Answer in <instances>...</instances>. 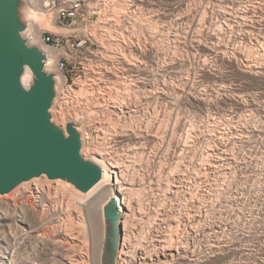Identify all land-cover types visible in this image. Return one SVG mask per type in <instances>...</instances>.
<instances>
[{"label": "rangeland", "instance_id": "374dc122", "mask_svg": "<svg viewBox=\"0 0 264 264\" xmlns=\"http://www.w3.org/2000/svg\"><path fill=\"white\" fill-rule=\"evenodd\" d=\"M123 1H114L116 12L108 0L105 12V56L110 55L105 64L118 77H106L94 93L86 82L80 84L74 103L66 97L57 103L55 123L65 130L66 116L91 118L85 157L105 155L108 164H119L134 228L161 225L167 215L179 220L188 201L191 223L221 246L210 264H264V1L137 0L131 19L120 21L121 4L135 0ZM107 50L120 51L127 62ZM247 63L258 69L250 71ZM246 101L243 107L240 102ZM184 124L187 129L180 130ZM172 181H183L184 192L170 193ZM194 181L205 182L201 191L192 190ZM61 184L58 191L54 181L42 177L0 195V255L12 254L21 264H71L73 258L103 264L107 219L104 229L100 207L118 189L106 188L92 200V213L83 215L86 231L72 220L74 239L59 231L67 224L60 207L46 215L41 201L34 207L25 199L37 185L66 202L79 201Z\"/></svg>", "mask_w": 264, "mask_h": 264}, {"label": "water", "instance_id": "95a60500", "mask_svg": "<svg viewBox=\"0 0 264 264\" xmlns=\"http://www.w3.org/2000/svg\"><path fill=\"white\" fill-rule=\"evenodd\" d=\"M36 15L31 0H0V195L42 177L87 194L104 179L103 167L83 154L81 131L91 118L66 116L65 130L55 123L59 74L50 69V54L33 43ZM104 214L103 264H115L122 237L116 198L106 204Z\"/></svg>", "mask_w": 264, "mask_h": 264}, {"label": "built area", "instance_id": "2783aa9c", "mask_svg": "<svg viewBox=\"0 0 264 264\" xmlns=\"http://www.w3.org/2000/svg\"><path fill=\"white\" fill-rule=\"evenodd\" d=\"M114 1L112 0V8L117 12L118 9ZM136 1H131L130 5L121 4L124 14L120 17V21L131 19L129 11L132 6L138 4V2L133 3ZM123 2L125 1L122 0ZM108 4V0H41L40 6L49 16L50 23L55 29L63 31L54 32L46 28L41 34L43 46L56 53L54 70L64 78L55 107L59 100H63L65 97L68 104L74 103L76 95L74 91L77 88L80 89L82 83L86 82L87 90L90 92L99 87L98 85L106 77L109 78L111 75L118 77L115 72L109 71V66L105 64L108 61L107 57H110L109 54L105 56V28L109 23L105 21V12L108 9ZM259 5V3L254 4L253 7H259ZM110 52L114 59H122L121 61L127 62V59L122 58L123 55L118 51L111 50ZM133 65L128 62V69L132 70ZM246 68L250 71L258 69L256 65H248V63ZM240 104L243 107H248L247 101L246 103L240 102ZM81 132L84 141L87 136L85 128ZM100 159L105 161V156H100ZM121 197L124 199V195ZM118 205L120 209L119 201ZM187 206L189 207L188 201L186 210L183 207L180 212L179 220L167 215L168 222L161 225L149 223L134 228L133 223L128 241L125 239L124 231L126 220L121 212L122 237L116 253L115 264L212 263L220 255L221 246L216 239H210L206 229L202 232L195 228V225L190 221V211L187 210Z\"/></svg>", "mask_w": 264, "mask_h": 264}, {"label": "bare ground", "instance_id": "6f19581e", "mask_svg": "<svg viewBox=\"0 0 264 264\" xmlns=\"http://www.w3.org/2000/svg\"><path fill=\"white\" fill-rule=\"evenodd\" d=\"M264 1V0H263ZM134 4H136L137 3V1L136 2H133ZM31 4H32V6L34 7V9L36 10V14H40V16L39 17H35L36 18V25H35V27H34V29H33V27H32V29L30 30V33L33 35V43H35V44H38V45H40L46 52H48L49 54H50V56L52 57V59H55L56 58V53H55V51H52V50H50L49 48H47V47H45V46H43V44L41 43V34H42V31L44 30V29H46V27L45 26H47V27H49L48 29H51V30H53V29H55V27L50 23V19H49V16L46 14V12L41 8V6H40V0H31ZM234 6V5H233ZM209 7V6H208ZM253 9V8H252ZM205 10V9H204ZM262 10V9H261ZM214 11V10H213ZM247 11V10H246ZM248 12V11H247ZM252 12H253V10H252ZM205 13V12H204ZM208 14V13H207ZM240 14V13H239ZM206 15V14H205ZM246 15V14H245ZM256 16V15H255ZM191 17V16H190ZM206 17V16H205ZM259 17V16H258ZM40 18V19H39ZM195 18V17H194ZM245 18V17H244ZM264 17H263V15H262V18L261 19H263ZM255 19V18H254ZM237 20V19H236ZM258 21H261V20H258ZM35 23V22H34ZM259 23V22H258ZM227 24V23H226ZM237 25V24H236ZM251 25V24H250ZM229 26V25H228ZM155 27V26H154ZM221 27V26H220ZM261 27H263V29H264V20H262L261 22H260V28ZM254 28H255V26H254ZM246 29V28H245ZM253 29V28H252ZM257 29V28H256ZM243 30V29H242ZM247 30H248V28H247ZM251 30V29H250ZM254 30V29H253ZM240 31V30H239ZM164 32V31H163ZM242 32V31H241ZM248 32V31H247ZM259 32V31H258ZM243 33H245V32H243ZM251 33V32H250ZM264 33V32H263ZM30 34V35H31ZM237 34V33H236ZM249 34V33H248ZM157 35V34H156ZM251 35V34H250ZM246 36V35H245ZM248 36V35H247ZM255 36V35H254ZM251 37V36H250ZM241 38V37H240ZM247 38V37H246ZM254 38V37H253ZM246 40H248V39H242V42L243 43H246ZM217 41V40H216ZM238 41H240V40H237L236 42H238ZM249 41V40H248ZM248 41H247V43H248ZM250 41H251V39H250ZM236 42H235V44H236ZM261 42V41H260ZM232 43V42H231ZM240 43V42H239ZM242 43V44H243ZM246 43V44H247ZM251 43H252V41H251ZM234 44V43H233ZM241 44V45H242ZM239 45V44H238ZM245 45V44H244ZM153 47V46H152ZM178 47V46H177ZM177 49V48H176ZM211 49V48H210ZM209 50V49H208ZM207 51V50H206ZM237 51V50H236ZM120 52V51H119ZM241 52V51H240ZM244 53H246V52H244ZM154 54V53H153ZM211 54V53H210ZM216 54V53H215ZM249 54V53H248ZM126 55V54H125ZM208 55H209V52H208ZM207 55V56H208ZM211 56V55H210ZM214 56V55H213ZM216 57H219V56H216ZM218 59V58H217ZM153 60V59H152ZM214 60H216L215 59V56H214ZM219 60V59H218ZM221 61H223V59L221 58L220 59ZM225 60V59H224ZM167 62V61H166ZM231 62V61H230ZM202 63V62H201ZM232 64V63H231ZM206 67V66H205ZM164 68V67H163ZM51 70H54V67L52 66L51 68H50ZM55 72H57L56 70H54ZM58 74H59V78H58V88H61L62 87V85H63V82H64V78L61 76V74L59 73V72H57ZM121 74V73H120ZM27 79H28V77L26 76L25 77V79H24V81L25 82H27ZM202 79V78H201ZM200 80V79H199ZM122 81V80H121ZM200 86V85H199ZM86 88V87H85ZM85 88H83L84 90H85ZM87 89V88H86ZM147 89V88H146ZM84 90H83V92H84ZM204 90V89H203ZM88 91V90H87ZM164 91V90H163ZM93 92V91H92ZM79 93H81V92H79ZM85 93V92H84ZM84 93H82V94H84ZM91 93V92H90ZM90 93H89V95H90ZM94 93V92H93ZM165 93V92H164ZM168 93V92H167ZM77 94V93H76ZM88 94V93H87ZM102 94V93H101ZM183 94V93H182ZM93 95V94H92ZM151 95V94H150ZM181 95V94H180ZM76 96V95H75ZM79 95H77V97H78ZM83 96H85V94L83 95ZM83 96H81V97H83ZM95 96V95H94ZM152 96V95H151ZM93 97V96H92ZM85 98V97H84ZM87 98V97H86ZM98 98V97H97ZM75 99V98H74ZM81 100V99H80ZM79 100V101H80ZM90 100V99H89ZM88 100V101H89ZM105 100V99H104ZM61 101V100H60ZM87 101V100H86ZM126 102V101H125ZM137 102V101H136ZM59 103V102H58ZM105 103V102H104ZM152 103V102H151ZM162 103V102H161ZM127 104V103H126ZM59 105V104H58ZM105 105V104H104ZM160 106V105H159ZM106 107V106H105ZM57 108H59V107H57ZM177 108V107H176ZM162 109V108H161ZM168 109V108H167ZM58 111V110H57ZM57 111L55 110L54 111V114H56L57 115ZM173 111V110H172ZM179 112V111H178ZM102 114H104V113H102ZM137 114V113H136ZM158 114V113H157ZM151 115V114H150ZM160 115V114H159ZM145 116V115H144ZM73 117V116H72ZM140 118V117H139ZM166 119V118H165ZM179 119V118H178ZM108 120H110V119H108ZM107 120V121H108ZM153 120H155V119H153ZM164 120V119H163ZM56 121H58L59 122V118H58V116H57V118H56ZM111 121V120H110ZM109 121V122H110ZM176 121V120H175ZM100 122V121H99ZM109 122H107V123H109ZM117 122V121H116ZM178 122H181V119H180V121H178ZM177 122V123H178ZM95 123H97V122H95ZM102 123V122H101ZM113 123V122H112ZM117 124V123H116ZM165 124V123H164ZM178 124H181V123H178ZM182 124H183V122H182ZM131 125V124H130ZM158 125H160V124H158ZM89 126V125H88ZM91 126V125H90ZM114 126V125H113ZM178 126V125H177ZM64 127V126H63ZM176 127V126H175ZM181 127V129L180 130H183L184 129V127H185V124L184 125H181L180 126ZM179 127V128H180ZM134 128V127H133ZM138 128V127H137ZM142 128V127H141ZM146 128H148V127H146ZM166 128H167V126H166ZM186 128V127H185ZM151 129V128H150ZM161 129H163V128H161ZM187 129V128H186ZM134 130V129H133ZM147 130H149V129H147ZM146 132V131H145ZM157 132H159V130L157 131ZM156 132V133H157ZM167 132V131H166ZM132 134V133H131ZM145 134V133H144ZM148 134H150V133H148ZM147 134V135H148ZM180 134V133H179ZM146 135V136H147ZM153 135V134H152ZM140 136H142V134L140 135ZM139 136V137H140ZM146 136H143V138H145ZM151 136V135H150ZM161 136V135H160ZM184 136V135H183ZM159 137V136H158ZM137 138V137H136ZM172 138V137H171ZM170 138V139H171ZM86 139V138H85ZM158 141V140H157ZM179 141V140H178ZM171 142H173V141H171ZM147 146V145H146ZM169 146V145H168ZM185 146V145H184ZM85 149V148H84ZM86 150V149H85ZM89 150V149H88ZM101 152H102V150H101ZM140 152V151H139ZM83 154L84 155H86V151H84L83 150ZM103 154V153H102ZM179 154V153H178ZM105 155H103V157H104ZM144 158V157H143ZM94 160L95 161H97L103 168H104V179H103V181L97 186V187H95L92 191H90L89 193H87V194H82V193H80L79 191H77L74 187H69V190H70V192H69V194H70V196L71 195H73L72 193H76L78 196H80V197H77V199H79V201H75V202H71V201H64V200H61L60 199V197L58 196V194L57 193H55V194H52V192L51 191H44L43 189H41L42 188V186H40L41 188H38L37 187V185H38V183H36L37 185H36V187L32 190V191H30L29 192V194L25 197V199H26V201H27V203H29V204H31V205H33L34 207H37V206H39V201H41L42 203H40L41 204V206L40 207H42L43 208V212H42V214H46V213H49V212H51V211H53V210H57L56 208H57V206L58 207H60L59 209L62 211V213H64V215H65V217H64V219L67 221V224L65 225V229H63V227H64V225H63V227H62V225L60 226V230L59 231H61V228H62V233L64 232V234L65 235H70V237H72V238H74V239H77V237L78 236H75V234L72 232L73 230H71L72 228H70V227H72L73 226V221L72 220H74V221H76L75 219H77V224L76 225H78L83 231H86L85 230V223L87 222H84V219H83V215L85 216V214L88 212V213H92V209L94 208L93 207V203H91L92 202V200H94V198L100 193V192H102L104 189H109V190H111V189H118V191L116 192V194H113L106 202L108 203V202H110V200L112 199V198H116L119 202H120V211L121 212H123V214H124V218H125V224H124V231H125V233H126V237H125V239H126V241H128V239L130 238V233H131V225L133 224V219H132V213H131V204H132V200H130L129 201V199H127L128 197H124V199L120 196V195H123V189H122V187H124L123 186V184H124V182H123V180H124V178H123V172L121 171V169H119V164L117 165V163L116 164H108V162L105 160V161H103V160H101V159H99V158H96V157H94ZM182 160V159H181ZM122 163V162H121ZM179 164V163H178ZM176 169V168H175ZM179 169V168H178ZM119 170V171H118ZM159 176V175H158ZM198 178V177H197ZM200 178V177H199ZM171 179V178H170ZM184 179V178H183ZM194 180V179H193ZM201 180V179H200ZM199 180V181H200ZM187 181V180H186ZM196 181V180H195ZM194 181V182H195ZM55 183H56V185H57V190L58 191H60V187H61V185H62V187H65V184H61V181L60 180H57V181H54ZM193 182V181H192ZM61 185H60V184ZM172 185H171V183H170V186H169V188L171 187L172 188V192L170 191V193H172V194H178L180 191H182V192H184V188H185V183L183 182V181H172ZM196 183V182H195ZM184 184V185H183ZM43 185V184H42ZM190 185H191V183H190ZM204 185H205V182H201V183H199L198 185H197V183H196V186H191V187H193V191H195L196 189H197V191L199 192V191H201L202 189H203V187H204ZM23 188V187H22ZM119 188H121V189H119ZM186 188H187V186H186ZM189 188V187H188ZM187 188V189H188ZM167 189V188H166ZM186 189V190H187ZM190 189V188H189ZM127 190V189H126ZM187 191V192H189L190 194H193V191ZM205 190V189H204ZM57 191V192H58ZM107 191V190H106ZM186 192V193H187ZM59 193V192H58ZM112 193V192H111ZM131 193V192H130ZM195 193V192H194ZM196 194H198L197 192H196ZM195 195V194H194ZM4 196H6V195H4ZM126 196V195H125ZM84 199H86V200H84ZM124 200V201H123ZM89 202V203H88ZM105 202V203H106ZM124 202V203H123ZM106 203V204H107ZM106 204H103L101 207H100V217H101V220H102V225H103V227H104V229H105V225H106V221H105V214H104V208H105V206H106ZM123 204H125V205H123ZM134 209V208H133ZM75 213V214H74ZM47 215V214H46ZM87 217V215L84 217V218H86ZM89 217H92V215H89ZM88 218V217H87ZM91 219V218H90ZM90 219H88V221L90 220ZM86 220V219H85ZM91 221V220H90ZM89 221V222H90ZM60 222V221H59ZM62 224V223H61ZM92 224V223H91ZM69 225V226H68ZM88 225V224H87ZM90 225V224H89ZM69 228V229H68ZM87 229V228H86ZM53 230V229H52ZM55 230V229H54ZM75 230H77V229H75ZM78 231V230H77ZM79 232V231H78ZM56 230L54 231V234H55V236H56ZM61 233V232H60ZM80 233V232H79ZM86 233V232H85ZM65 239V238H64ZM79 240V239H78ZM60 241V240H59ZM86 241V240H85ZM68 242V241H67ZM66 242V243H67ZM71 242V241H70ZM70 242H68V243H70ZM76 244V243H75ZM74 244V245H75ZM83 244V243H82ZM87 244V243H86ZM84 245H85V243H84ZM78 245H75L74 246V249L77 247ZM81 246V245H80ZM87 246V245H86ZM72 247V246H71ZM71 247L69 246V248L71 249ZM68 248V249H69ZM67 249V248H66ZM77 249H79L78 247H77ZM80 249H82V248H80ZM76 251V253H78L79 252V250L77 251V250H75ZM80 251H83V250H80ZM73 252V251H72ZM0 253H2L1 251H0ZM75 253V252H74ZM85 253V252H84ZM78 254H80V253H78ZM77 254V255H78ZM9 256H7V254L6 255H0V262H1V264H21L18 260H16V259H14V255H12V254H8ZM73 255V254H72ZM75 255V254H74ZM73 255V256H74ZM71 258H73V257H71ZM70 259V258H69ZM73 259H75V258H73ZM73 259H70V261L72 262H70L71 264H85V262L84 261H82L81 259H76V260H73ZM87 261V260H86ZM93 261V260H92ZM87 262H89V261H87ZM94 264V263H93Z\"/></svg>", "mask_w": 264, "mask_h": 264}]
</instances>
